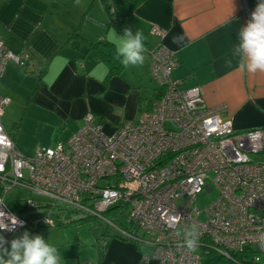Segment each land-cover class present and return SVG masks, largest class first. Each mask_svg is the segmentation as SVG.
<instances>
[{
    "label": "built area",
    "instance_id": "1",
    "mask_svg": "<svg viewBox=\"0 0 264 264\" xmlns=\"http://www.w3.org/2000/svg\"><path fill=\"white\" fill-rule=\"evenodd\" d=\"M150 32L160 39L149 50L158 98L136 121L112 132L86 113L67 140L38 146L27 156L3 124L11 99L0 95V211L14 229L0 230L5 245L29 224L6 203L7 191L21 187L88 211L121 236L154 246L158 264H202L212 254L234 261L246 247L256 251L255 261L264 254V129L235 130L232 118L220 114L223 105L210 108L200 86L183 87L172 77L178 59L162 42L166 30L152 25ZM27 60L0 38V77L9 61L22 65ZM210 173L217 195L201 210L197 196L213 189L206 181ZM101 179L106 185H98ZM25 203L37 205L34 199ZM119 203L128 207L127 222L138 234L103 215ZM10 216L20 223L12 225ZM173 217L178 222L171 226ZM43 219L52 223L49 215ZM192 225L200 233L197 250L177 249L184 229Z\"/></svg>",
    "mask_w": 264,
    "mask_h": 264
},
{
    "label": "crops",
    "instance_id": "2",
    "mask_svg": "<svg viewBox=\"0 0 264 264\" xmlns=\"http://www.w3.org/2000/svg\"><path fill=\"white\" fill-rule=\"evenodd\" d=\"M135 1L80 0L77 5L75 0H0V38L7 48L28 56L25 69L14 61L6 64L0 95L11 99L30 95L32 105L26 104L24 114L31 116L37 132L43 127L49 132V138L41 137L32 152L38 146L67 140L83 125L86 113H92L104 131L112 132L150 109L160 90L150 74L148 53L160 42L150 32L152 25L166 30L162 42L176 53L173 78L182 80L185 88L200 86L208 107L223 105L220 114L232 118L235 130L264 129V73L239 71L238 57L232 55L239 29L246 26L260 0ZM118 21L133 33L144 34L145 61L109 74L108 66L88 44L104 40L117 49L119 36L124 34ZM176 36L183 37V42L174 43ZM11 106L12 100L5 108L3 124ZM17 122H11V130L4 126L25 155L19 133L24 119ZM72 229L28 227L16 238L25 231H63L58 240H48L58 248L61 264H158L150 244L113 238L101 255L100 229L89 228L84 235L79 228L76 235L66 233ZM202 264L233 263L212 254L204 256Z\"/></svg>",
    "mask_w": 264,
    "mask_h": 264
},
{
    "label": "clouds",
    "instance_id": "3",
    "mask_svg": "<svg viewBox=\"0 0 264 264\" xmlns=\"http://www.w3.org/2000/svg\"><path fill=\"white\" fill-rule=\"evenodd\" d=\"M79 5L80 0H75ZM239 43L234 47L232 55L238 57V70L249 74L264 73V0L255 7L246 26L239 29ZM145 37L140 30L135 33L129 28L119 36L117 55L124 67L142 65L146 52ZM174 43H182L183 37H173ZM231 66V60L226 61ZM6 214L0 211V230L12 231L13 228L4 223ZM12 225L20 223L15 216L8 217ZM47 222V221H46ZM173 217L170 225L177 223ZM199 231L196 225L185 228L183 239L176 244L177 249L196 251L198 247ZM264 245V234L260 237ZM6 241L0 236V264H61V256L56 247L49 244L41 235H30L25 231L19 238L10 242V250L5 247Z\"/></svg>",
    "mask_w": 264,
    "mask_h": 264
},
{
    "label": "trees",
    "instance_id": "4",
    "mask_svg": "<svg viewBox=\"0 0 264 264\" xmlns=\"http://www.w3.org/2000/svg\"><path fill=\"white\" fill-rule=\"evenodd\" d=\"M140 0H136L134 4H136ZM120 28V31L124 33V30L126 27L124 26V23H120L119 21L117 22ZM74 35H77L75 33ZM73 35V36H74ZM70 39V38H69ZM89 49L92 51V53L95 55V57L101 61H103L107 66H108V71L109 74H116L120 71V69L123 67L122 63L120 62V58L117 55V49L114 46L113 43L104 41V40H99L95 42H89ZM149 55V53H148ZM150 57V55H149ZM23 69L27 67V64H22L21 65ZM46 64L41 66V72L45 70ZM40 77V76H39ZM38 77V78H39ZM85 201L89 199V197L84 198ZM83 199V200H84ZM37 205L35 207H28L25 204L20 205V206H13L12 208L15 209L16 212L20 213L22 216H26L29 214L31 211H36V210H42L45 211V215H49L50 218L52 219L51 224H47L45 222L41 223L39 220L35 221H28L29 224L26 228L30 227L32 229H52V228H65V227H70V226H77L82 220H85L88 216H92L94 220H100L102 222V227L98 228L100 229V254L103 255L104 250L106 248V245L110 239L113 238H119L124 241H128L130 243L134 244H142L141 242L138 241H133L131 239L125 238L121 236L119 233L114 231L113 229H109V227L97 216L91 214L88 211L82 210L78 207L68 205L65 203L61 202H55V201H47L45 203L39 202L38 200H35ZM87 205H91L89 203H86ZM127 212H128V207L125 204H116L110 208L107 209L106 212H104V216L106 218L112 219L113 221H116L119 226H122L128 230H131L133 233L138 234V229L133 228L131 224H129L127 221ZM52 214L55 215V219L52 218ZM94 225L90 227L91 230H93ZM256 254V251L251 248V247H246V250H244L242 253H236L235 254V260L230 261V260H224L225 262L228 263H233V264H264V254L260 255V259L257 261L254 260V255ZM260 254V253H259ZM90 264V263H86ZM92 264V263H91Z\"/></svg>",
    "mask_w": 264,
    "mask_h": 264
},
{
    "label": "rangeland",
    "instance_id": "5",
    "mask_svg": "<svg viewBox=\"0 0 264 264\" xmlns=\"http://www.w3.org/2000/svg\"><path fill=\"white\" fill-rule=\"evenodd\" d=\"M153 81L155 82V84L157 83L154 79H153ZM11 100H12V106L8 109L7 115H5L4 124H6V127L10 128L9 130H11L12 129L11 128L12 127L11 122H14V121L17 122L18 121L21 123L22 119H24V123H22V125H20V128H19L20 136L22 137V140L24 142V148L22 150L26 153L25 155L32 156L34 153V151L32 152V149L34 148V146L36 145L38 140H40L41 137L44 138L43 136H45V138H47L49 132H48L47 128H45V127L39 128L38 132H37V127L35 124H33L31 116H29L28 114L27 115L24 114L26 104L29 106L32 105V99H30V95L23 93V95L20 94L19 97H12ZM13 127H14V125H13ZM48 146L52 147L50 145H48ZM53 146H55V145H53ZM252 158L254 160H256L257 158H259V155H252ZM211 177H212V173L209 174V177L206 179V181H209V184L213 187V189L209 192H206L205 194H199L197 196V205H198L199 209H201V210H203L208 205V203L210 201H212L217 195V191H216V188H215V186L211 180ZM106 183H107V181L103 180V179L98 181L99 186H104V185H106ZM28 199L38 200L39 202H41V204L45 203L47 201H50L49 198H47L45 196L39 195L37 193L23 189L21 187H12L6 193V203L11 208L13 206H17V205L20 206V205L25 204V202ZM177 203H178V205H182L183 201L178 200ZM44 214H46L45 211H42V210L34 211L33 210L29 214H27L25 217L28 219V221H35L38 219L41 223H43L42 221H44V219H43ZM203 217H204L203 214H201L199 216V218H201V219ZM52 218L55 219L54 214H52ZM82 221L83 222H81L78 226H73L74 229L66 230V233H68L69 235H70V233H72L73 235H76L77 229L79 228V230L81 229V232L79 234L84 235V233L87 230L90 231L89 228L93 225H94V228H93L94 230H97L98 228L103 226L102 222L100 220H94L92 216H88L85 220H82ZM96 225H98L97 226L98 228L96 227ZM109 229H111V228H109ZM43 231L44 230H41L38 232L28 231V233L30 235H33V236L41 235L47 242L49 239L51 240L52 237H54L55 240H58L60 237L59 235L64 233L63 231H51L49 233H45ZM41 232H43V233H41ZM22 234H20V236ZM19 237H17V238H19ZM51 241H49L48 243L51 244ZM9 245L10 244H7V245H5V247L8 246V248L10 250ZM56 249H58V248H56Z\"/></svg>",
    "mask_w": 264,
    "mask_h": 264
}]
</instances>
